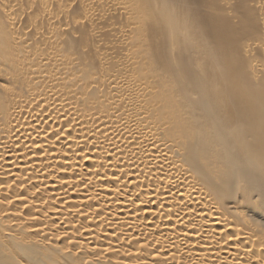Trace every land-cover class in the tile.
<instances>
[{
    "label": "bare ground",
    "instance_id": "6f19581e",
    "mask_svg": "<svg viewBox=\"0 0 264 264\" xmlns=\"http://www.w3.org/2000/svg\"><path fill=\"white\" fill-rule=\"evenodd\" d=\"M0 264H264V0H0Z\"/></svg>",
    "mask_w": 264,
    "mask_h": 264
}]
</instances>
